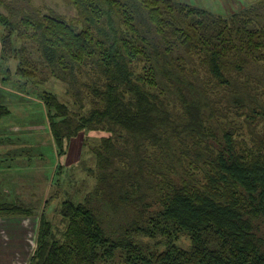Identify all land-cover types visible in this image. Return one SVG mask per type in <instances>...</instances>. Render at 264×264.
<instances>
[{"label":"trees","instance_id":"trees-1","mask_svg":"<svg viewBox=\"0 0 264 264\" xmlns=\"http://www.w3.org/2000/svg\"><path fill=\"white\" fill-rule=\"evenodd\" d=\"M247 2L0 10V120L37 91L57 156L81 132L108 134L94 186L60 203L64 228L40 209L28 264H264V0ZM48 78L67 99L33 87ZM22 206L0 201V216L34 214Z\"/></svg>","mask_w":264,"mask_h":264},{"label":"rangeland","instance_id":"rangeland-1","mask_svg":"<svg viewBox=\"0 0 264 264\" xmlns=\"http://www.w3.org/2000/svg\"><path fill=\"white\" fill-rule=\"evenodd\" d=\"M183 1L223 14L248 3L247 0ZM3 2L5 6L2 5L0 10L10 18L15 17L9 14L7 6L15 11L39 9L43 12L53 10L67 16L74 15L67 0H3ZM0 30L2 31L1 27ZM17 42L18 45H25L34 58L38 56L30 40L19 38ZM10 62L9 66L14 70L16 61ZM7 87L12 88L10 85ZM33 87L55 89L61 100L68 98L64 92V85L56 83L52 78H48L44 84ZM36 93L37 91H30L27 93L28 98L26 95L25 97L19 95L20 99L14 97L8 100L11 113L0 120V201H16L20 206L23 205V208L34 207L32 216H7L20 220L26 229L25 233L22 232L17 236L18 240L13 239L19 242L17 257H12L13 251L0 252V264H6L7 260L12 264L15 262L28 264L36 247L35 235L40 209L55 227L59 230L64 228L58 213L60 203L68 194L74 196L73 200L78 201L94 186L95 181L90 171V168H95L93 148L98 143L99 137L108 135L107 132L102 131L81 132L64 144L65 154L57 156L56 144L48 131L46 110L36 99ZM3 132L8 134L2 136ZM59 164L61 167L57 171ZM2 217L0 216V235L4 238L9 225L8 219ZM17 219L12 220L17 221ZM25 252H27L26 256H24Z\"/></svg>","mask_w":264,"mask_h":264},{"label":"crops","instance_id":"crops-1","mask_svg":"<svg viewBox=\"0 0 264 264\" xmlns=\"http://www.w3.org/2000/svg\"><path fill=\"white\" fill-rule=\"evenodd\" d=\"M1 76H2V69L0 67V78H1ZM5 218L8 219L7 224L9 226L7 227L8 230L6 231L7 233L5 234V237L3 238V236L0 235V252L8 253V252L13 251L14 254L12 255V257H17V253H18L17 246H18L19 242L13 241V239L18 240L17 236H19L22 232L25 233L26 228L23 226L22 222L20 220H18L17 218H14V217L13 218L12 217L11 218L5 217ZM12 219H17V221H13ZM18 223L20 225L19 227H21L20 229L18 228ZM13 248H14V250H13ZM26 255H27V252L24 253V256H26ZM6 264H12V263L10 262V260H7ZM15 264H18V262H15Z\"/></svg>","mask_w":264,"mask_h":264}]
</instances>
